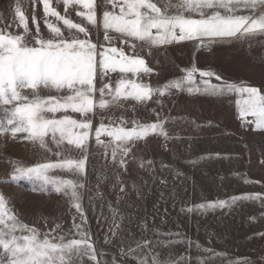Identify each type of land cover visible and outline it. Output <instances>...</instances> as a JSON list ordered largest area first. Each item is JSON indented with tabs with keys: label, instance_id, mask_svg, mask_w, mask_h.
<instances>
[{
	"label": "snow or ice",
	"instance_id": "obj_1",
	"mask_svg": "<svg viewBox=\"0 0 264 264\" xmlns=\"http://www.w3.org/2000/svg\"><path fill=\"white\" fill-rule=\"evenodd\" d=\"M36 2L43 4L46 17H55L57 22H62L64 30L46 20L45 26L50 35L45 38L33 14L36 27L35 33H31L21 2L16 0L14 15L24 33L12 34L0 30V105L11 106L4 109L7 118L6 123H0V135L10 131L16 137L24 133L25 139L34 146L51 151V144L59 149L55 155L61 158L57 161L29 167L16 166L11 178L14 182L20 178L40 181L44 191L51 185L56 193L69 197L77 215L73 216L72 228L68 232L56 224L52 232L41 234L38 229L20 222L0 194V264H84L85 258L93 264H109L108 261L97 260L91 233L86 228L87 217L78 191L84 185L72 179L50 176L49 173L59 170L83 176L88 162L87 142L93 131L96 144L103 147L106 155L111 150L114 163L118 155L121 157L118 161L121 167L126 164L124 157L138 142L150 136L162 137L165 141L171 138L165 127L169 121L159 113L154 122L133 119L129 127L128 122L120 117L119 123L110 119L108 124L102 122L93 129L89 114L96 115L94 109L123 107V102L128 100L145 106L151 101L163 107L160 98L179 92L210 98L235 94L243 124L251 126L253 131L264 132V90L242 81L224 80L211 69L197 67L181 69L184 73L182 77L153 87L143 82L142 76H151L155 70L138 54L145 49L151 54L153 48L185 41L196 42L197 50L230 41L251 43L255 38L264 36V0H119V3L118 0H102V29L104 40L109 42L108 47L92 42L88 27L61 15L50 6V0ZM57 2L64 4L66 13L73 6L84 9L77 11L76 15L86 20L88 25L97 27L96 0ZM108 5L113 9L119 6V12L110 11ZM113 40L127 46L128 51L111 46ZM114 73H119L115 85L110 76ZM213 79L219 83H212ZM25 90L27 94H23ZM42 92L63 95L43 96ZM58 112L64 115L57 118ZM69 112L78 113L85 119H75L68 115ZM102 136L108 139L102 140ZM65 144L71 147H62ZM72 148L80 155L73 157L68 154ZM244 182L248 181L245 179ZM120 190L124 191L123 188ZM242 200L262 201L264 206V197L253 194L195 207L202 211L231 209ZM187 211L193 209L188 208ZM77 216L80 223H76ZM105 242H109L107 237ZM171 243V240L133 238V244L127 246L124 254L137 257L138 264H171L169 259L155 253V248ZM146 247L155 253L151 261L144 252Z\"/></svg>",
	"mask_w": 264,
	"mask_h": 264
},
{
	"label": "rangeland",
	"instance_id": "obj_2",
	"mask_svg": "<svg viewBox=\"0 0 264 264\" xmlns=\"http://www.w3.org/2000/svg\"><path fill=\"white\" fill-rule=\"evenodd\" d=\"M20 2L31 33H35L36 27L33 14L45 38L50 35L45 26L46 20L64 30L62 22H57L55 17L45 16L42 3L36 0ZM15 3L16 0H0V30L23 34L24 29L18 26L19 21L14 15ZM50 6L73 22L85 26L86 20L76 15L77 11H85L79 6L70 7L68 13L64 4L57 0H50ZM252 82L257 88L264 85V80ZM23 94H27V90ZM41 95L57 96L63 93L42 92ZM10 107L0 105V123H6L4 109ZM63 115L56 113L57 118ZM68 115L85 119L78 113L69 112ZM197 124L172 129L175 134L169 143L136 145L124 157L126 164L123 167L118 163L121 159L119 155L114 163L111 150L106 155L103 147L96 144L93 131L87 142L88 162L83 176L59 170L49 173L50 176L72 179L84 185L78 189L81 206L99 259H110L113 252L118 254L123 242L131 244L132 241H124L123 236L125 232L140 231L141 227L146 226L133 223L138 221L135 217L144 216L150 217L148 221L153 222L150 226L173 234L166 236L165 240H171L173 246L178 245L185 235L208 249L204 251L205 261L211 250L224 249L232 250L237 259L245 258L251 264H264L262 201H238L231 209L202 211L195 207L216 200H228L233 196L260 194L264 197V132L253 131L251 126L243 124L239 116L228 118L222 112L218 128ZM25 136L19 133L13 137L10 131L0 135V194H3L9 209L20 222L38 229L41 234L52 232L56 224L68 232L72 228L73 216L77 215L68 196L56 193L51 185L47 186V191L41 190V182L37 180L20 178L12 181L16 166L29 167L61 158L55 155L59 151L55 145L50 144L51 151H46L38 145L34 146ZM101 139L105 140L103 137ZM62 147L71 146L65 144ZM68 154L73 157L80 155L74 148ZM154 183L168 184L172 190L135 191L138 185ZM188 208L193 211H187ZM76 223H80L78 216ZM106 237L108 243L105 242ZM84 263H89V260L85 258Z\"/></svg>",
	"mask_w": 264,
	"mask_h": 264
},
{
	"label": "crops",
	"instance_id": "obj_3",
	"mask_svg": "<svg viewBox=\"0 0 264 264\" xmlns=\"http://www.w3.org/2000/svg\"><path fill=\"white\" fill-rule=\"evenodd\" d=\"M96 4L97 27L94 28L88 25L87 21L85 26L88 27L91 33L90 39L92 42L98 46L103 45L104 47H108L101 41L102 33H104L102 29L104 5L102 0H96ZM107 7L110 11L119 12V6L115 9L111 5ZM110 35L116 34L110 33ZM111 46L117 48L123 47L126 52L128 51L127 46L122 45L118 40H113ZM206 49V51H198L196 49V42L185 41L153 48L151 54L148 53L147 49L138 51V54L146 60L148 66L155 70L151 76H142L143 82L149 83L153 87H160L169 81L182 77L184 73L181 69L190 67L204 70L211 69L224 80L232 82L242 81L250 86H253V80H264V36L255 38L251 43L230 41L222 44H213L210 48ZM110 76L113 85H115L119 78V73L110 74ZM197 80H199L198 75ZM211 82L219 83L215 79ZM260 86L261 88L259 89L264 90V85L261 84ZM160 99L163 101V107L151 101L145 106L128 100L123 102V107H113L105 110L96 108L94 111L97 114L91 116L93 128L99 126L102 122L108 124L110 119L113 123H119L120 117H123L128 122L127 126L129 127H131L133 119L141 122H154L157 119L156 114L159 113L162 117L168 119L169 122L166 123L165 127L171 137L175 134L172 129L188 127L189 125L191 127L198 126L197 122L200 123L199 126L218 128L220 127L221 112L224 115L226 114L228 118L239 116L235 103L238 97L235 94L220 98H210L205 95L190 96L184 92H179ZM189 122H192V124H189ZM102 137L105 140L108 139L107 137ZM169 142H171L170 139L165 141L162 137L150 136L145 141L138 142L137 145ZM171 190L170 185L165 183L141 184L135 189L138 192H169ZM135 218L138 221L133 223H141L146 226L141 227L140 231L125 232L123 240L132 241L131 244H133V238L145 241H165L166 235L163 234L171 233L150 226L153 223L150 221V217ZM144 218H147V220ZM148 219L150 220L148 221ZM128 245H130L129 242H123V247L119 250L118 254L113 252V257L110 259H99L100 256L97 255V260L108 261L109 264H112L113 261H115V264H138L137 257L124 254L127 251ZM197 245V242L193 238L191 239L183 235L178 245L173 246L169 244L165 247H157L155 248V253H159L164 259H169L171 264H251L245 258L237 259L232 250L224 249L211 250L209 258L205 261L204 248L202 246L197 247ZM144 252L151 261L155 253L148 247L144 249ZM84 264H93V262L89 260V263Z\"/></svg>",
	"mask_w": 264,
	"mask_h": 264
},
{
	"label": "built area",
	"instance_id": "obj_4",
	"mask_svg": "<svg viewBox=\"0 0 264 264\" xmlns=\"http://www.w3.org/2000/svg\"><path fill=\"white\" fill-rule=\"evenodd\" d=\"M101 41H102L105 45L110 46V45H109V42L104 40V33H102ZM112 44H113V41H111V45H112ZM206 50H207V49L205 48V49H200V50H198V51H206Z\"/></svg>",
	"mask_w": 264,
	"mask_h": 264
}]
</instances>
